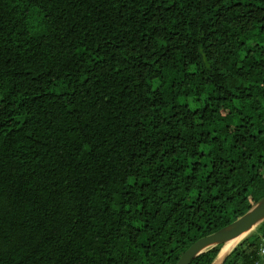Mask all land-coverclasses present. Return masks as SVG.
Wrapping results in <instances>:
<instances>
[{"label": "trees", "instance_id": "16d2710c", "mask_svg": "<svg viewBox=\"0 0 264 264\" xmlns=\"http://www.w3.org/2000/svg\"><path fill=\"white\" fill-rule=\"evenodd\" d=\"M262 197L264 0H0V264H176Z\"/></svg>", "mask_w": 264, "mask_h": 264}, {"label": "water", "instance_id": "95a60500", "mask_svg": "<svg viewBox=\"0 0 264 264\" xmlns=\"http://www.w3.org/2000/svg\"><path fill=\"white\" fill-rule=\"evenodd\" d=\"M264 223V197L255 202L249 210L235 221L218 231L198 239L180 257L176 264H191L197 257L222 245L211 264H224L235 248ZM240 238L241 240L228 252L222 254L225 245Z\"/></svg>", "mask_w": 264, "mask_h": 264}, {"label": "bare ground", "instance_id": "6f19581e", "mask_svg": "<svg viewBox=\"0 0 264 264\" xmlns=\"http://www.w3.org/2000/svg\"><path fill=\"white\" fill-rule=\"evenodd\" d=\"M241 239H234L230 242H228L225 247L222 250V254H225L226 252L230 251Z\"/></svg>", "mask_w": 264, "mask_h": 264}, {"label": "built area", "instance_id": "2783aa9c", "mask_svg": "<svg viewBox=\"0 0 264 264\" xmlns=\"http://www.w3.org/2000/svg\"><path fill=\"white\" fill-rule=\"evenodd\" d=\"M260 258L259 261H257L255 264H264V244L260 247Z\"/></svg>", "mask_w": 264, "mask_h": 264}, {"label": "rangeland", "instance_id": "374dc122", "mask_svg": "<svg viewBox=\"0 0 264 264\" xmlns=\"http://www.w3.org/2000/svg\"><path fill=\"white\" fill-rule=\"evenodd\" d=\"M231 94V93H230ZM263 244H264V242H263ZM236 258V257H235Z\"/></svg>", "mask_w": 264, "mask_h": 264}]
</instances>
